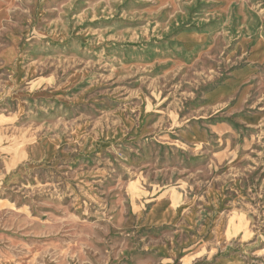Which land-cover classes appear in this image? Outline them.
Returning a JSON list of instances; mask_svg holds the SVG:
<instances>
[{
  "label": "rangeland",
  "instance_id": "374dc122",
  "mask_svg": "<svg viewBox=\"0 0 264 264\" xmlns=\"http://www.w3.org/2000/svg\"><path fill=\"white\" fill-rule=\"evenodd\" d=\"M0 264H264V0H0Z\"/></svg>",
  "mask_w": 264,
  "mask_h": 264
}]
</instances>
